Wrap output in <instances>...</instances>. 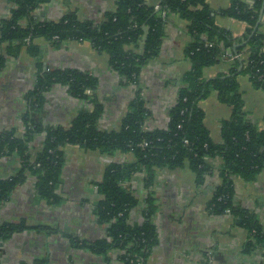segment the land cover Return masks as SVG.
<instances>
[{"label":"trees","instance_id":"trees-1","mask_svg":"<svg viewBox=\"0 0 264 264\" xmlns=\"http://www.w3.org/2000/svg\"><path fill=\"white\" fill-rule=\"evenodd\" d=\"M6 1L15 8L9 19L0 22V46H8L5 56L0 53V73L8 60L18 57L25 48L30 56L40 59L42 50L35 45L36 39L43 38L55 48L64 42H89L97 51L109 55L111 68L124 84L138 86L143 67L160 55L171 15L189 23L191 42L185 55L191 62V70L181 80L178 100L170 111L166 129H145L149 111L139 91L120 129L101 131L98 124L104 108L93 93L98 80L74 69H48L38 64L37 86L28 95V111L23 118L24 135L18 136L15 130L0 132V158L17 155L20 160L16 175L0 180V211L28 175L36 179L39 201L59 202L56 190L65 164L66 146L108 156L132 153L133 163L111 165L99 185L103 199L95 208V215L101 225L107 226V237L91 243L74 237L72 241L98 256L117 251L122 264H146L158 244L154 224L158 203L151 191L158 171L187 165L201 186L211 169L207 160L220 158L221 183L213 190L208 209L214 214L229 211L234 227L248 232L244 252L262 250L264 255L262 224L256 215L235 202V178L252 182L264 170V131L248 119L238 83L239 76L248 75L254 87L264 92L262 22L257 26L263 0H231L228 8L218 11L207 0H159L156 6L146 0H114L117 10L108 13L101 23L81 21L73 11L58 21L41 22L32 14L50 0ZM219 15L244 22L246 33L234 37L217 25ZM24 20L28 23L23 24ZM142 42V54L126 50L127 46L138 47ZM228 54L237 58H228ZM224 59L232 60L230 70L206 80L204 70ZM55 85L65 86L72 97L90 102L92 110H82L69 127L42 126L37 115L44 93ZM212 92H217L220 101L232 107L231 118L222 125L221 144L213 142L205 126V113L199 106ZM38 135L45 136L43 149L32 154L30 147ZM140 172L146 175L144 187L149 193L142 200L143 222L133 225L129 214L141 200L125 183ZM25 229L24 224H0V244ZM201 264H215L213 255L207 254Z\"/></svg>","mask_w":264,"mask_h":264},{"label":"crops","instance_id":"crops-1","mask_svg":"<svg viewBox=\"0 0 264 264\" xmlns=\"http://www.w3.org/2000/svg\"><path fill=\"white\" fill-rule=\"evenodd\" d=\"M146 2L156 6L159 0ZM230 2L207 0L216 11L228 8ZM14 8L12 3L0 0V22L9 19ZM116 10L114 0H50L32 16L41 22H52L73 11L81 21L101 23L108 13ZM261 22L264 34V15ZM216 23L234 37H242L247 30L244 22L220 15ZM188 25L177 15L169 17L160 55L143 67L138 86L124 84L111 68L109 55L97 51L89 42H64L55 48L43 38L36 39L35 45L42 50L40 59L30 56L25 48L18 57L8 60L0 73V132L15 130L18 136L24 135L28 95L36 89L40 63L48 69H74L98 80L93 93L104 108L98 124L101 131L120 129L139 91L149 111L145 129H166L170 111L178 100L181 80L191 70V62L185 55L191 42ZM7 48V44L0 46V53L5 56ZM126 50L142 54L143 42L138 47L127 46ZM231 64V59H224L205 69L203 76L210 80L226 74ZM238 83L248 119L264 131V92L254 87L248 75L239 76ZM199 106L205 113V126L213 142L221 144L222 125L231 118L232 107L223 104L217 92H212ZM92 108L90 102L72 97L67 87L55 85L44 93L37 117L45 128L69 127L82 110ZM44 137H35L30 147L32 154L43 149ZM63 151L65 164L56 190L59 202L39 201L36 179L28 175L26 182L16 187L2 206L0 224H24L26 229L1 242L0 264H122L117 251L98 256L77 247L72 239L91 243L107 237V226L101 225L95 215V208L103 199L99 185L111 165L133 163L134 155L118 152L108 156L72 145ZM207 163L211 169L201 186L187 165L158 171L151 189L158 203L154 217L158 244L146 264H201L207 254L213 255L215 264H264L262 250L244 252L246 230L234 227L229 214H214L208 209L212 192L221 183L222 161L215 158ZM19 167L17 155L0 158V180L14 177ZM145 176L144 172L137 173L125 183L141 200L129 214L133 225L143 222L142 200L149 193L144 187ZM235 190V202L256 215L264 228V170L252 182L235 178Z\"/></svg>","mask_w":264,"mask_h":264},{"label":"water","instance_id":"water-1","mask_svg":"<svg viewBox=\"0 0 264 264\" xmlns=\"http://www.w3.org/2000/svg\"><path fill=\"white\" fill-rule=\"evenodd\" d=\"M262 5L263 6H262V9L260 11V17H259V22H258L257 26L260 25V22L262 21V18H263V15H264V0H263V4Z\"/></svg>","mask_w":264,"mask_h":264},{"label":"built area","instance_id":"built-area-1","mask_svg":"<svg viewBox=\"0 0 264 264\" xmlns=\"http://www.w3.org/2000/svg\"><path fill=\"white\" fill-rule=\"evenodd\" d=\"M229 57H230L231 59L237 58V57H234V56H232V55L228 54V58H229ZM88 93H90V91H89ZM227 213H228V214H230V212H229V211H228Z\"/></svg>","mask_w":264,"mask_h":264}]
</instances>
